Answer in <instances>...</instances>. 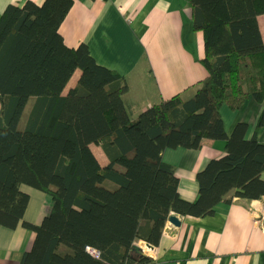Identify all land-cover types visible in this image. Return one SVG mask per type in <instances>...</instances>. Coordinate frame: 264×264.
I'll use <instances>...</instances> for the list:
<instances>
[{"label": "trees", "instance_id": "obj_1", "mask_svg": "<svg viewBox=\"0 0 264 264\" xmlns=\"http://www.w3.org/2000/svg\"><path fill=\"white\" fill-rule=\"evenodd\" d=\"M204 34L207 75L136 114L125 77L98 64L84 43L69 47L60 26L73 0H28L0 44V225L35 232L19 264H152L137 240L159 245L170 214L205 217L233 197H264V0H188ZM16 7L0 17V37ZM79 70L74 86L68 83ZM263 109L252 138L239 122L227 134L222 105ZM225 142L197 173L198 198L183 199L165 149ZM102 148L101 164L91 145ZM117 166H121L119 170ZM28 186L48 194L50 213L24 221ZM88 248L100 252L92 255Z\"/></svg>", "mask_w": 264, "mask_h": 264}, {"label": "crops", "instance_id": "obj_2", "mask_svg": "<svg viewBox=\"0 0 264 264\" xmlns=\"http://www.w3.org/2000/svg\"><path fill=\"white\" fill-rule=\"evenodd\" d=\"M27 1L0 0V17L9 5L16 7L4 37ZM30 1L41 5L45 0ZM258 21L264 39V14ZM60 33L67 46L86 44L98 64L125 77L136 114L176 94L194 92L207 75L202 63L204 34L193 28L188 0H73ZM262 109V104L253 99L236 110L222 105L226 133L231 134L239 122H244L248 125L246 138H252ZM257 138L264 143V126ZM225 152L224 141L206 139L198 150L165 149L162 158L176 169L180 196L194 202L198 198L197 173ZM95 154L101 164L108 162L105 154L102 158V153ZM117 168L122 170L121 166ZM22 189L30 195L24 221L38 225L50 213L53 201L37 189ZM252 214L262 219V227H251ZM178 216L180 226L166 222L154 253L141 249L154 262L264 264V197H233L230 202H220L214 213L205 217ZM34 239L35 232L29 228L0 225V264H19Z\"/></svg>", "mask_w": 264, "mask_h": 264}, {"label": "water", "instance_id": "obj_3", "mask_svg": "<svg viewBox=\"0 0 264 264\" xmlns=\"http://www.w3.org/2000/svg\"><path fill=\"white\" fill-rule=\"evenodd\" d=\"M167 223L172 225L173 227H179L180 224H181V219L178 216V214H170V216L167 219ZM19 226H23L22 225V221L19 222V224L17 225L16 228H18ZM134 249H137V250L145 249V250L151 251L153 253L156 251V247H154V246H152L150 244H147V243H145V242H143L141 240H137L135 242Z\"/></svg>", "mask_w": 264, "mask_h": 264}, {"label": "rangeland", "instance_id": "obj_4", "mask_svg": "<svg viewBox=\"0 0 264 264\" xmlns=\"http://www.w3.org/2000/svg\"><path fill=\"white\" fill-rule=\"evenodd\" d=\"M4 34V33H3ZM3 34H2V36L0 37V44H1V41H2V39H3ZM78 77H79V72L76 74H74V76L72 77V79L70 80V83H68V87H67V90L70 88V87H72V86H74L75 85V83H76V81H77V79H78ZM193 92H191L190 94H186V95H183L184 97H187V96H189V95H191ZM91 147H92V150H93V152L94 153H97L98 155L99 154H101V158H102V155H104V152L102 151V148L99 146V145H97V144H92L91 145ZM50 197V196H49ZM51 198V197H50ZM52 199V198H51Z\"/></svg>", "mask_w": 264, "mask_h": 264}, {"label": "built area", "instance_id": "obj_5", "mask_svg": "<svg viewBox=\"0 0 264 264\" xmlns=\"http://www.w3.org/2000/svg\"><path fill=\"white\" fill-rule=\"evenodd\" d=\"M261 218H258L256 215L252 214L251 215V218H250V224H251V227H256L258 225H260L262 227V223H261ZM261 223V224H260ZM88 251L94 255L95 257H98L100 255V252L97 251V250H93V249H90L88 248ZM152 264H158L156 262L152 263Z\"/></svg>", "mask_w": 264, "mask_h": 264}]
</instances>
